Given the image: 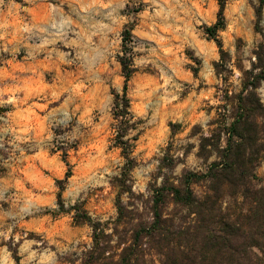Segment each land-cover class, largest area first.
Returning <instances> with one entry per match:
<instances>
[{
    "label": "rangeland",
    "instance_id": "374dc122",
    "mask_svg": "<svg viewBox=\"0 0 264 264\" xmlns=\"http://www.w3.org/2000/svg\"><path fill=\"white\" fill-rule=\"evenodd\" d=\"M260 1L226 0L222 56L204 31L217 20L216 0H0V264L80 263L91 230L52 215L58 181L65 206L115 219L111 182L123 159L112 142V93L124 85L125 30L135 70L127 96L141 120L132 190L145 196L164 174L204 170L192 129L223 123L224 91H239V69L264 44ZM258 94L264 104V82ZM256 173L264 185V160Z\"/></svg>",
    "mask_w": 264,
    "mask_h": 264
},
{
    "label": "trees",
    "instance_id": "16d2710c",
    "mask_svg": "<svg viewBox=\"0 0 264 264\" xmlns=\"http://www.w3.org/2000/svg\"><path fill=\"white\" fill-rule=\"evenodd\" d=\"M216 1L217 20L204 31L223 56L218 32L225 27L226 0ZM263 4L261 0L255 12L258 23ZM131 37L129 31L122 33L118 62L124 85L121 94L112 93V142L123 159L111 182L115 219L95 220L81 202L65 206L63 181L57 182V208L52 215H72L74 225H87L91 230V244L79 264H149L151 257L158 264H264V185L256 173L264 160V104L258 94L264 82V44L252 51L250 68L239 69V91H224L223 104L217 107L223 123L206 134L199 127L192 129L191 136L199 133L195 156L204 170L164 174L144 196L135 194L131 185L132 153L141 123L132 114L127 96L135 72L128 44ZM214 66L220 76V63ZM133 131L137 133L130 136ZM63 155L67 181L71 169Z\"/></svg>",
    "mask_w": 264,
    "mask_h": 264
}]
</instances>
